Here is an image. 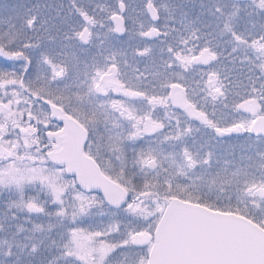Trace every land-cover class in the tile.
I'll list each match as a JSON object with an SVG mask.
<instances>
[{"label": "snow or ice", "instance_id": "obj_1", "mask_svg": "<svg viewBox=\"0 0 264 264\" xmlns=\"http://www.w3.org/2000/svg\"><path fill=\"white\" fill-rule=\"evenodd\" d=\"M0 264H264V0H0Z\"/></svg>", "mask_w": 264, "mask_h": 264}]
</instances>
